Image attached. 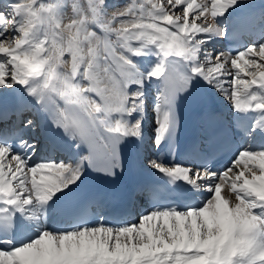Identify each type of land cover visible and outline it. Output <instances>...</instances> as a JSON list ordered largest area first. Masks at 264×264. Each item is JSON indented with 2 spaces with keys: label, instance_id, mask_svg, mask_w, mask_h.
<instances>
[{
  "label": "snow or ice",
  "instance_id": "1",
  "mask_svg": "<svg viewBox=\"0 0 264 264\" xmlns=\"http://www.w3.org/2000/svg\"><path fill=\"white\" fill-rule=\"evenodd\" d=\"M250 0H10L0 10V100L23 101L75 158L34 159L41 121L0 129V264H264V42L217 51L249 31ZM71 9L67 14L65 9ZM264 19V13L261 14ZM169 154L147 167L167 199L109 219L106 197L82 196L89 170L115 179L123 148ZM212 97L233 114L225 131ZM187 102L201 137L199 163L175 159ZM13 113L5 107L0 120ZM236 147L222 168L219 148ZM203 146V148H202ZM189 159L193 156L190 153ZM95 209L91 217L89 212Z\"/></svg>",
  "mask_w": 264,
  "mask_h": 264
},
{
  "label": "bare ground",
  "instance_id": "2",
  "mask_svg": "<svg viewBox=\"0 0 264 264\" xmlns=\"http://www.w3.org/2000/svg\"><path fill=\"white\" fill-rule=\"evenodd\" d=\"M254 1H256V0H250V3H253ZM258 2H263L264 3V0H257ZM6 2H10V0H6ZM67 2L70 4L71 3V0H67ZM77 2L78 3H84V1L83 0H77ZM68 9V8H67ZM67 9H65V12L68 14V10ZM6 11V10H5ZM70 12H71V10H70ZM69 12V13H70ZM260 13H264V5L262 6V8L260 9V11H259ZM262 18L260 17L259 18V20H261ZM261 42H264V37L263 38H261L260 40H259V43H261ZM216 49H217V51H220L219 50V46H218V44L216 43ZM156 82H154V83H152V84H149V85H147L146 86V91H147V95H152V96H154V98H155V95H156V93H157V90H155V87H156ZM154 98H152V97H147V100H148V115H147V118L149 119V123H148V126L145 128V133H147L148 134V140H149V142H150V138H151V135H152V126H153V112H152V107H151V105H152V103H151V101H154ZM221 107H222V109H224L225 111H227V112H230V110L228 109V107H227V104H226V102H222L221 101ZM231 113V112H230ZM142 145H144L143 143H140V144H137V147H140V146H142ZM144 151L146 152L147 150H146V148L144 149Z\"/></svg>",
  "mask_w": 264,
  "mask_h": 264
},
{
  "label": "rangeland",
  "instance_id": "3",
  "mask_svg": "<svg viewBox=\"0 0 264 264\" xmlns=\"http://www.w3.org/2000/svg\"><path fill=\"white\" fill-rule=\"evenodd\" d=\"M110 1V0H109ZM125 2V0H119V1H117V3H124ZM110 3H114V0H112V2H110ZM116 3V2H115ZM70 12V11H69Z\"/></svg>",
  "mask_w": 264,
  "mask_h": 264
}]
</instances>
